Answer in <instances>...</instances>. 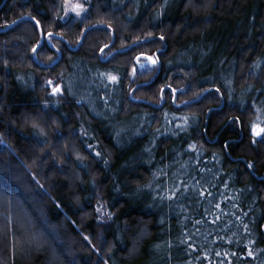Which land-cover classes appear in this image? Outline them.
<instances>
[{"label": "trees", "instance_id": "obj_1", "mask_svg": "<svg viewBox=\"0 0 264 264\" xmlns=\"http://www.w3.org/2000/svg\"><path fill=\"white\" fill-rule=\"evenodd\" d=\"M70 1L0 0V264H264V0Z\"/></svg>", "mask_w": 264, "mask_h": 264}, {"label": "snow or ice", "instance_id": "obj_2", "mask_svg": "<svg viewBox=\"0 0 264 264\" xmlns=\"http://www.w3.org/2000/svg\"><path fill=\"white\" fill-rule=\"evenodd\" d=\"M66 3H67V0H66ZM82 10L83 9H82L81 5H79V4L71 5V11L75 12V14L77 16H80ZM51 35L52 34L49 33V36H51ZM33 51L35 52V49H33ZM137 59L139 60V57ZM145 59H149L151 61V63H153V64L156 63V61L154 59H152L151 57H145ZM109 79L111 81H113V82L116 81V77L115 76H111V77H109ZM48 83L51 84L52 82L49 81ZM52 92H53L54 95L61 94V89L58 88V87H54L52 89ZM260 132H264V129H260L259 131H256L255 128H254V135H260ZM0 143H3V141H0ZM97 155H99V153H97ZM97 211L99 212L100 209L98 208ZM85 239H87V237H85Z\"/></svg>", "mask_w": 264, "mask_h": 264}, {"label": "rangeland", "instance_id": "obj_3", "mask_svg": "<svg viewBox=\"0 0 264 264\" xmlns=\"http://www.w3.org/2000/svg\"><path fill=\"white\" fill-rule=\"evenodd\" d=\"M71 5H75V4L72 3L71 1L66 3V5H65V11H66V13H71V14H73L74 16H77V15L75 14V12L71 11ZM82 12H83V10L81 11V14H82ZM81 14H80V15H81ZM145 62H146V64L149 63V64H151V65H154L153 63H151V61H150L149 59H146ZM146 66H147V65H143L144 68H145ZM87 98L92 99V96H87ZM83 99L86 100V98H83ZM86 101H88V100H86ZM255 130H256V131H259L260 129H259V128H255ZM253 133H254V129H253ZM260 134H261V133H260ZM255 136L259 137L260 135H255Z\"/></svg>", "mask_w": 264, "mask_h": 264}, {"label": "water", "instance_id": "obj_4", "mask_svg": "<svg viewBox=\"0 0 264 264\" xmlns=\"http://www.w3.org/2000/svg\"><path fill=\"white\" fill-rule=\"evenodd\" d=\"M262 232H263V234H264V226L262 227Z\"/></svg>", "mask_w": 264, "mask_h": 264}]
</instances>
